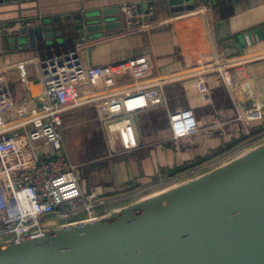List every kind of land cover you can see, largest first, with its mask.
Returning a JSON list of instances; mask_svg holds the SVG:
<instances>
[{
  "label": "crops",
  "instance_id": "1",
  "mask_svg": "<svg viewBox=\"0 0 264 264\" xmlns=\"http://www.w3.org/2000/svg\"><path fill=\"white\" fill-rule=\"evenodd\" d=\"M167 1L60 0L49 8L41 7L39 11L33 9L12 13L13 9L8 8L0 15V123L14 119V105L17 102L23 99L31 101L40 93L34 65L37 58L61 49H76L84 64L94 67H111L133 61L137 73L136 83L151 79H171V83L165 87L167 105L137 116L145 145L136 152L112 156L106 140L104 151L110 155L92 160V152L102 153L100 149L91 147L93 135L102 136L99 110L89 106L84 111L78 110L79 113L73 112L75 115H64V124L71 128L73 134L78 129L76 127H79L81 133L87 134L84 136L87 138L86 149L81 147V139L78 137V143L66 147L67 155L80 166L81 176V168L86 167L85 176L81 177L85 191L95 192L106 201L119 193L126 195L117 198L158 192L159 187L172 181L161 175L163 169L189 168L185 175L207 169L211 164L195 165L207 157L219 155L264 127L262 123H251L247 134L239 126L229 123L236 114L237 104L244 102L241 98L235 100L231 97L217 74L204 77L206 86L212 92L207 99L198 92V80L189 76L202 67L199 62L211 61L215 51L228 59L240 61L238 76L248 84L264 109V0H240L233 4L213 0H185L183 5L175 9H165ZM124 5L132 6L144 15L153 10L154 15L144 17L141 24L129 26L121 12ZM106 9L111 10L110 16L115 17L109 16L105 21L121 23L120 28L99 31L75 41L69 40V36H63L62 42L54 43L42 52H23L12 47L8 40V33L13 31L12 26L26 27L28 23L32 25L33 21L39 22L45 17ZM21 66L25 74L21 72ZM131 76L130 73L124 74L121 83L131 80ZM132 84L129 81L123 86ZM32 107L31 104L29 108ZM185 109L193 112L200 130L196 136L176 143L170 138L169 115ZM163 111L164 118H161ZM216 118L227 125L223 135L210 128ZM142 121L146 122L149 129L147 135L143 133ZM81 123L86 124V128L80 126ZM94 124L97 127L96 133L93 132ZM162 126L165 131L163 135H158L157 130ZM229 153L217 157L215 162ZM126 155L131 156L129 160L125 159ZM73 156H79L81 160L75 162L78 158ZM96 162L101 165L98 171L94 169Z\"/></svg>",
  "mask_w": 264,
  "mask_h": 264
},
{
  "label": "water",
  "instance_id": "2",
  "mask_svg": "<svg viewBox=\"0 0 264 264\" xmlns=\"http://www.w3.org/2000/svg\"><path fill=\"white\" fill-rule=\"evenodd\" d=\"M58 1L0 0V15L8 8L39 11ZM184 2L168 0L164 8ZM111 14L106 9L45 17L13 28L8 40L23 52H42L63 36L75 41L120 28L105 21ZM0 264H264V139L120 207L22 241H0Z\"/></svg>",
  "mask_w": 264,
  "mask_h": 264
},
{
  "label": "built area",
  "instance_id": "3",
  "mask_svg": "<svg viewBox=\"0 0 264 264\" xmlns=\"http://www.w3.org/2000/svg\"><path fill=\"white\" fill-rule=\"evenodd\" d=\"M121 12L129 26L141 24L147 14L124 5ZM31 23H28L29 27ZM20 28L24 26H12ZM3 29L6 31L7 29ZM212 61V62H211ZM211 63L189 76L198 80V92L207 99L212 93L204 77L217 74L233 99L241 98L229 122L248 134L251 123L264 125L262 104L238 76L240 61L228 59L216 51ZM35 75L40 93L35 99L17 102L15 117L0 123V241H22L45 229L94 215L105 205L95 192L87 193L81 180L80 166L65 151L63 117L89 106L96 107L109 144L110 154L118 156L141 150L145 143L137 116L167 105L165 87L170 78L136 83L133 61L111 67L85 65L76 49H61L37 58ZM21 72L25 74L23 66ZM130 73L133 84L121 83ZM176 78V77H175ZM250 102V104H247ZM32 108H29L30 105ZM173 142L196 136L200 126L189 109L169 115ZM227 125L216 118L210 126L222 135ZM120 141V149L117 148Z\"/></svg>",
  "mask_w": 264,
  "mask_h": 264
},
{
  "label": "trees",
  "instance_id": "4",
  "mask_svg": "<svg viewBox=\"0 0 264 264\" xmlns=\"http://www.w3.org/2000/svg\"><path fill=\"white\" fill-rule=\"evenodd\" d=\"M264 139V127L257 131L254 132L252 135L248 136L247 138H243L240 141H238L237 143H235L234 145H232L231 147H229L228 149L222 151L221 153H219V155H214L212 157H207L203 160H201L199 163H197L195 165V167H199V166H205L206 164H211L209 165L210 167L219 164L223 161H225L228 158H231L232 156H234L235 154H237L238 152L250 147L251 145L261 141ZM230 152L229 155H227L226 157H224L223 159L216 161V159H218L219 157H221L222 155H224L225 153ZM218 157V158H217ZM189 168H185V167H181V168H177V169H173V170H162V175L163 177H166L167 179L172 180L171 182L161 186L158 188V190H162L164 188H167L183 179L188 178L191 175H185L189 172ZM126 195V193H119L113 197H110L111 199L107 201V203L105 205H101V206H97L94 208L93 212L94 213H103L104 211L108 210V209H112V208H117L120 207L122 205H125L129 202L135 201L141 197L146 196V193H139V194H133L130 196H126L124 198H117L120 196H124Z\"/></svg>",
  "mask_w": 264,
  "mask_h": 264
},
{
  "label": "rangeland",
  "instance_id": "5",
  "mask_svg": "<svg viewBox=\"0 0 264 264\" xmlns=\"http://www.w3.org/2000/svg\"><path fill=\"white\" fill-rule=\"evenodd\" d=\"M111 18H114L115 16H110ZM109 18V17H108ZM119 18H121L120 16H119ZM123 20H124V18H123ZM124 23H125V21H124ZM212 59V58H211ZM210 62V61H209ZM208 61L207 62H205V63H202V62H199V66H203V68H201L200 70H202V69H204L205 68V66L209 63ZM212 62V61H211ZM210 62V63H211ZM209 63V64H210ZM197 71H199V70H197ZM197 71H195V72H197ZM84 109H86V108H84ZM84 109H80L79 110V112H81V110H83L84 111ZM78 111H75V113H79ZM75 113H73L74 115H75ZM72 114V115H73ZM164 111H163V113H162V115H161V118L163 117L164 118ZM162 123V122H161ZM142 124H143V133H144V135H147L148 134V132H149V129H148V127L146 126V122H144V121H142ZM164 124V123H163ZM85 125L86 124H83L82 125V123L80 124V126H82V127H85ZM164 127H165V125H164ZM164 127L162 126V128L161 127H159V130H157V133H158V135H160V134H162L164 131H165V129H164ZM76 128H78V129H75L74 130V134L72 133V131H71V128H68V125H65L64 124V121H63V127H62V136H63V141H64V146H65V151H66V153H67V148H70L71 147V145H72V143H76L77 142V138L79 137V139H81V147L83 148L84 147V149H86L85 148V141H86V139L87 138H85L84 136H87V134L85 133H81L80 131H79V127H76ZM86 128V127H85ZM168 130H170V128H169V126H168ZM167 130V131H168ZM96 131H97V127H96V124H94L93 125V132L94 133H96ZM101 133H102V136L100 137V134H96V135H93V138H92V148H97V149H100L101 150V152L102 153H100V154H97V153H91V152H89V153H91V155H92V160H100V158H102V157H105V156H109L110 154L108 153V152H105L104 151V147H103V145H104V141H106V137H105V134H104V130H103V128H101ZM163 135V134H162ZM84 137V138H83ZM103 137V138H102ZM83 138V139H82ZM102 138V139H101ZM83 142H84V144H83ZM78 143V142H77ZM117 148L119 149L120 148V141L119 140H117ZM67 147V148H66ZM108 148V147H107ZM103 152H105V154H103ZM77 154H79V147H78V150H77ZM80 154L82 155V151L80 150ZM130 155H126L125 156V159H130ZM72 158H78V160H76L75 161V159H73L75 162H79V160H81V158L79 159V156L78 157H72ZM97 163V164H96ZM95 164H96V166H94V169L95 170H99L100 169V164H98V162H96ZM81 170L83 171V174H82V177H84L85 176V173H86V171H87V169H86V167L84 166V167H82L81 168ZM84 171H85V173H84ZM162 175V174H161ZM157 179H159L160 180V177L158 176L157 177Z\"/></svg>",
  "mask_w": 264,
  "mask_h": 264
}]
</instances>
